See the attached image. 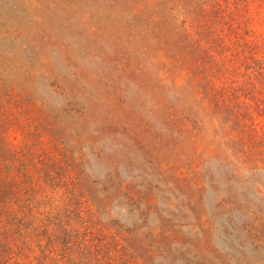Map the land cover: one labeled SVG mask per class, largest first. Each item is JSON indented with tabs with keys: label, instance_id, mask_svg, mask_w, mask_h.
Masks as SVG:
<instances>
[{
	"label": "rangeland",
	"instance_id": "1",
	"mask_svg": "<svg viewBox=\"0 0 264 264\" xmlns=\"http://www.w3.org/2000/svg\"><path fill=\"white\" fill-rule=\"evenodd\" d=\"M0 217V264H264V0H0Z\"/></svg>",
	"mask_w": 264,
	"mask_h": 264
},
{
	"label": "trees",
	"instance_id": "2",
	"mask_svg": "<svg viewBox=\"0 0 264 264\" xmlns=\"http://www.w3.org/2000/svg\"><path fill=\"white\" fill-rule=\"evenodd\" d=\"M21 221L22 218L11 217L9 218V221L8 219L6 220V224L12 226L14 231L21 236L22 228L19 227ZM1 223H3V218L0 217V224ZM37 228L39 229V227ZM87 230L88 228H85L83 233H79L74 229L68 230L61 228L60 231L63 232L62 242L65 244V247L61 249V253H57L58 251L53 248L55 240H58V238L56 236H54L55 239L52 238V235L47 233L46 226L35 235L28 233L32 241H34L35 238L38 239V237H40L39 244L42 238H45L47 240V247L49 248L46 251L50 255H53V253L56 252V256H61L60 259H54L46 254L43 256L44 258L37 259L35 264H117L113 263L111 257L106 258L105 255H103V252H105L110 245V243L106 241V236H104L102 232L97 233L98 236H92L91 231L85 232ZM18 245L16 244V247H19ZM38 246L40 251L43 252V249H41L42 246ZM74 250L77 251V255L74 254L76 253ZM30 252L31 251L26 247L25 242L21 243L18 255H13V249L10 246L9 257H6V260L1 264H24L22 263V260L28 259L29 255L27 254H30ZM20 254L23 255L24 259H20Z\"/></svg>",
	"mask_w": 264,
	"mask_h": 264
}]
</instances>
